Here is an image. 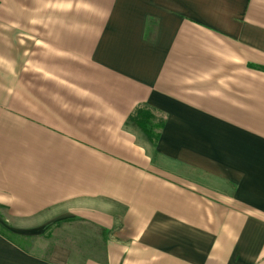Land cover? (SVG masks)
Segmentation results:
<instances>
[{
  "label": "crops",
  "instance_id": "obj_1",
  "mask_svg": "<svg viewBox=\"0 0 264 264\" xmlns=\"http://www.w3.org/2000/svg\"><path fill=\"white\" fill-rule=\"evenodd\" d=\"M262 68L264 0H0V264H264Z\"/></svg>",
  "mask_w": 264,
  "mask_h": 264
},
{
  "label": "trees",
  "instance_id": "obj_2",
  "mask_svg": "<svg viewBox=\"0 0 264 264\" xmlns=\"http://www.w3.org/2000/svg\"><path fill=\"white\" fill-rule=\"evenodd\" d=\"M260 70L264 73L263 68ZM135 116V119L134 117L130 118V122L135 123L139 127V129H141L142 132L146 135L148 140L153 143L155 140V135L152 134L151 129L148 127L150 118L144 115L143 110H136Z\"/></svg>",
  "mask_w": 264,
  "mask_h": 264
},
{
  "label": "rangeland",
  "instance_id": "obj_3",
  "mask_svg": "<svg viewBox=\"0 0 264 264\" xmlns=\"http://www.w3.org/2000/svg\"><path fill=\"white\" fill-rule=\"evenodd\" d=\"M136 116H134V119H135ZM153 122L155 123V121L153 119L149 120V124H148V127L151 129L152 128V124ZM137 126V125H136ZM154 126V125H153ZM138 127V126H137ZM139 128V127H138ZM152 131V134L155 135V131L156 129H151Z\"/></svg>",
  "mask_w": 264,
  "mask_h": 264
}]
</instances>
